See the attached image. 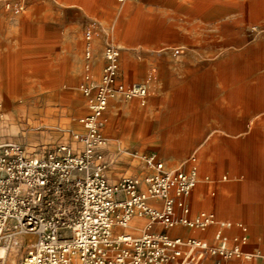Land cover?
<instances>
[{"label": "rangeland", "instance_id": "rangeland-1", "mask_svg": "<svg viewBox=\"0 0 264 264\" xmlns=\"http://www.w3.org/2000/svg\"><path fill=\"white\" fill-rule=\"evenodd\" d=\"M22 1L23 5L40 0ZM57 1L64 3V8L48 3L39 7L25 5L21 9H4L5 15L0 13V34L13 38L15 33L26 31V28L32 26L47 27L49 31H54L55 24L62 22L65 36L79 34L88 43L86 33L91 31L94 78L101 74L107 41L112 39L120 44V80L127 85L145 84L148 93L144 99L116 96L109 103L105 113L104 133L110 159L115 160L109 170L110 180L116 182L124 176L155 173L146 168L142 160V155L150 152H156L168 169L189 170L196 165L199 182L186 199L193 211H213L220 219L238 221L249 228L251 242L260 249L245 251L243 246L248 240L241 246L243 251L251 255L249 260L252 263H246L248 260L243 257L225 260V263L232 264L243 259L245 262L239 261V264H255L253 255L264 259V179H243L228 162L236 148L235 144L227 142L229 137L234 138L229 131H236L238 123L247 126L248 121L244 118L254 114L255 105L253 106L251 99L245 104L243 98L239 97L238 102L231 107L229 100L232 95L237 94V85L221 78L218 70H214V80H211L207 79L212 73L208 67H195L196 62L201 60L202 52L215 46L213 41L231 34L221 31V18L229 19L237 13L236 6L243 4L245 0H207V11H213L211 7L214 4H222L225 16H212L210 13L207 17L203 14L189 16L185 19L187 23L181 17H173L169 20L170 26L185 28L190 36L200 37L182 41H150L145 38L128 40V29L134 19L127 17L126 6L122 7L118 0H91L90 5H87L89 0ZM186 4L187 10L189 7L194 10L189 0ZM103 28L107 30L106 35ZM137 34L147 35L143 32ZM166 46H183L185 49L184 52L169 51L163 49ZM147 52L149 53L146 54ZM87 62L83 55L80 61L70 63L64 71L63 82L58 83V86L0 88V142H16L34 149L72 141L73 134L82 131L78 119L87 111V99L80 88L85 79ZM203 74L205 80L202 78ZM198 75H201V79L196 81L194 76ZM183 91L186 95L183 107L190 109L187 113L176 114V97ZM216 92L222 100L216 96ZM254 101L262 104L264 96H255ZM1 105L8 108L9 112L3 110ZM193 107L197 109L196 113L191 111ZM230 108L234 111L232 129L227 128L226 120L217 118L221 109L224 117L232 114ZM207 110H211L214 115L203 114ZM193 131L199 133L186 136ZM167 132L173 135H164ZM180 137L183 142L173 143L174 139ZM216 148L220 154H215ZM205 149L209 150L206 158ZM235 162L237 164L239 160L236 159ZM204 163L209 164V167L220 163L222 170L205 171ZM221 194L225 197L224 202L218 200ZM221 211H230L235 217H225ZM144 222V219L134 217L129 226H142ZM123 228L115 226V234L122 232ZM142 233L143 231L135 235ZM22 236L24 235H16L6 244L10 246L9 251L12 253L10 259L3 258L4 264L12 261V257L13 264H18L30 247L31 240L19 241ZM208 263L206 259L202 264Z\"/></svg>", "mask_w": 264, "mask_h": 264}, {"label": "built area", "instance_id": "built-area-1", "mask_svg": "<svg viewBox=\"0 0 264 264\" xmlns=\"http://www.w3.org/2000/svg\"><path fill=\"white\" fill-rule=\"evenodd\" d=\"M120 3L135 0H118ZM91 31L86 33V74L80 84L87 111L79 117L81 132L72 141L43 148L0 142V264L3 248L16 235L34 239L18 264H226L251 255L242 249L246 227L218 218L213 211L192 215L185 197L199 182L196 165L168 169L156 152L142 155L155 173L124 176L112 182L115 164L107 151L105 112L112 98L140 97L145 84L120 80L122 47L109 39L101 74L94 78ZM208 178V177H207ZM119 194V198H117ZM134 217L145 218L141 235L116 233ZM155 226H184L206 231L215 226L214 243L198 237L171 236ZM242 228L240 236L225 231Z\"/></svg>", "mask_w": 264, "mask_h": 264}, {"label": "crops", "instance_id": "crops-1", "mask_svg": "<svg viewBox=\"0 0 264 264\" xmlns=\"http://www.w3.org/2000/svg\"><path fill=\"white\" fill-rule=\"evenodd\" d=\"M187 0H135L121 3L122 7L126 6L128 12L127 17L133 18L132 25L129 27L130 34L128 40L145 38L147 40H178L182 41L185 39H197L200 37L190 36L189 32L182 27L170 26L169 20L173 17L182 18L185 21L186 17L189 16H208L210 13L212 16H223L220 12L222 9L221 5H212L213 11H207L209 5L207 0H189L193 4V9L187 10ZM90 5L91 0L87 1ZM52 4V6L63 7L64 3H59L57 0H40L30 1L24 4L23 7L32 6L39 7L43 4ZM81 6V5H76ZM237 16V13H234ZM233 14V15H234ZM223 19L221 18L222 23ZM105 35L106 31L102 30ZM138 32L146 33V36H140ZM86 46L87 42L84 38L80 37L79 34H64L63 23L57 22L55 24V30H48L47 27H29L26 31L15 33L13 38L11 36L6 37L0 34V88H19V87H39L48 88L58 86V83H62L64 80V71L70 63L80 61L81 56L86 57ZM147 52L146 54H148ZM84 61V59H83ZM105 62V61H104ZM103 62V63H104ZM121 72V67H120ZM217 83V82H216ZM217 85V84H216ZM220 87V86H219ZM218 88V85L216 89ZM222 88V86H221ZM183 91L179 94L177 99L178 107L176 108V114L187 113L190 108H184L183 104L186 100V95ZM216 92V96H218ZM31 97V96H30ZM210 97V96H209ZM206 97V98H209ZM221 100L222 97L218 96ZM231 107L238 102L237 97L232 95L229 100ZM193 113L197 112L195 107L191 108ZM232 113L229 116L234 118V111L232 108L229 109ZM223 109L219 111L217 118L223 119ZM205 115H214L211 110L205 111ZM231 129V128H229ZM198 131H193L188 135H196ZM164 135H173L170 132ZM109 153V151H108ZM194 190V189H193ZM192 193V192H191ZM190 196V195H188ZM187 196V197H188ZM185 201L190 206V203ZM219 200V198H218ZM224 210V209H220ZM200 211V210H198ZM196 211V212H198ZM191 208L192 215L196 213ZM216 214V213H215ZM225 217L234 218V213L230 211H221ZM217 215V214H216ZM218 216V215H217ZM138 218V217H137ZM219 218V217H218ZM142 226H127L124 227L122 232H130L133 235L138 234L145 229L146 219ZM226 220V219H223ZM231 221V220H229ZM232 222H238L232 220ZM247 228V227H246ZM122 229V228H121ZM216 229L215 226L210 227L206 231H199L196 229H190L184 226H177L170 229H164L160 226H155L156 231H163L171 236H182V237H198L202 239H208L211 243H214L213 232ZM248 236V243L243 246L245 251L260 250L258 245L251 242L249 228L246 229ZM230 237H236L242 235V228L233 227L226 229L225 231ZM257 246V247H256ZM241 260V259H240ZM235 261L232 264H239V261ZM242 262L245 260L242 259ZM246 263H252L250 260ZM226 264H229L227 262Z\"/></svg>", "mask_w": 264, "mask_h": 264}, {"label": "bare ground", "instance_id": "bare-ground-1", "mask_svg": "<svg viewBox=\"0 0 264 264\" xmlns=\"http://www.w3.org/2000/svg\"><path fill=\"white\" fill-rule=\"evenodd\" d=\"M21 1L0 0V13L5 15L4 9L6 8L24 6ZM221 7L220 12L225 16L224 6ZM236 7L237 16H230L229 19L223 20L221 23V31L232 35H225L219 41H213L215 46L211 50L202 52L201 60L196 62L195 67H208L212 73L207 76V79L211 78V80H214V70H218L221 78L237 85V96L235 95L237 98L242 97L245 104L250 99L253 101V106L255 105L256 109L254 114L244 118L245 121H248V125L238 123L236 131H229L230 136L234 138L229 137L227 142L235 144L236 148L228 162L243 179H264V102L258 104L254 101L255 96H264V0H245L243 4ZM226 9L229 13V9ZM163 49L183 51L185 48L183 46H166ZM194 78L198 81L201 79V75L194 76ZM202 78L206 79L204 74ZM1 107L3 106L1 105ZM3 110L9 112L8 108L3 107ZM233 119L229 115L223 118L227 122V128H234L231 125ZM183 141V138L180 137L174 139L173 143ZM204 151L206 158L209 150L205 149ZM215 154H220L217 148ZM236 159L239 160L237 164ZM221 166L218 163L214 167H209V164L204 163L203 170L208 171L210 169L216 172L222 170ZM224 199V195L221 194L219 201L224 202ZM25 239L32 242L34 237L31 234H26L19 241L23 242ZM9 247L7 245L3 248L5 259L11 258L12 252L9 251ZM254 256L253 263L264 264V259L261 256ZM13 263L12 257V261L8 264Z\"/></svg>", "mask_w": 264, "mask_h": 264}, {"label": "water", "instance_id": "water-1", "mask_svg": "<svg viewBox=\"0 0 264 264\" xmlns=\"http://www.w3.org/2000/svg\"><path fill=\"white\" fill-rule=\"evenodd\" d=\"M117 198H119V194H117Z\"/></svg>", "mask_w": 264, "mask_h": 264}]
</instances>
